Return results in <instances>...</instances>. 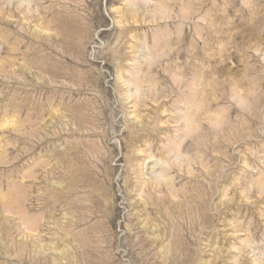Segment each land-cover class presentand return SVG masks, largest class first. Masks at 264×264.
<instances>
[{
    "label": "rangeland",
    "instance_id": "1",
    "mask_svg": "<svg viewBox=\"0 0 264 264\" xmlns=\"http://www.w3.org/2000/svg\"><path fill=\"white\" fill-rule=\"evenodd\" d=\"M0 264H264V0H0Z\"/></svg>",
    "mask_w": 264,
    "mask_h": 264
},
{
    "label": "bare ground",
    "instance_id": "2",
    "mask_svg": "<svg viewBox=\"0 0 264 264\" xmlns=\"http://www.w3.org/2000/svg\"><path fill=\"white\" fill-rule=\"evenodd\" d=\"M129 12L130 13H135L136 11L135 10H130ZM152 163H153V166H156V165L164 166V165L168 164V161L165 160L164 158H156V160H154ZM150 172L152 173V171H150ZM151 173L149 174L150 177H152V179L155 182H160V180L162 179V175L160 173L151 175Z\"/></svg>",
    "mask_w": 264,
    "mask_h": 264
}]
</instances>
